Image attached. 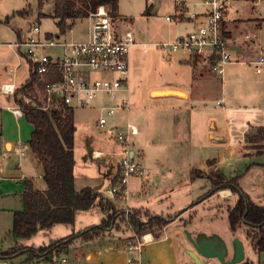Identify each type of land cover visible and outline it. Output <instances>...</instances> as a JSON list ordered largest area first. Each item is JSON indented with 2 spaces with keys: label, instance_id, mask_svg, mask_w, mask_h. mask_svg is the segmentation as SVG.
Masks as SVG:
<instances>
[{
  "label": "crops",
  "instance_id": "0c3cea01",
  "mask_svg": "<svg viewBox=\"0 0 264 264\" xmlns=\"http://www.w3.org/2000/svg\"><path fill=\"white\" fill-rule=\"evenodd\" d=\"M176 1L174 12L166 16V21L177 39L192 32L195 25L186 16L177 15ZM183 1L191 4V7L193 4L199 5L195 0ZM248 1L251 0H236L234 10L224 22L228 49L238 62H253L264 56L261 37L264 0ZM191 9L194 12L203 10ZM120 26L126 28L121 19ZM175 38L163 43L173 42ZM135 46L130 52L128 84L119 94L120 99L129 101L130 108L117 112L110 119L106 128L108 131L105 129L102 132L96 126L97 132L104 135L106 140L108 135L112 136L110 145L105 144L100 135L83 130L87 153L83 158L85 164L78 171L80 166L75 151V188L77 191L86 187L99 189L118 209L137 214L141 222H148L152 217L174 220L165 226V234L158 233V236L152 232L138 234L129 222L118 221L116 226L101 236L77 239L54 258L28 261V255L23 254L10 259L0 258V264H188L187 257L190 256L186 252L189 249L185 242L189 246L190 241L184 230L208 231L220 220V207L214 206V203L220 202L219 195L227 202L235 197L233 193L223 196L220 192L231 191L226 189L191 207L212 190L206 176L191 180L194 170L206 174L219 170L228 177L241 176L239 184L243 191L254 203L264 206V141L247 140L248 134L255 135L259 128L264 129V69L261 73L253 68L244 71L240 64L234 63L226 67L224 75H219L211 70L210 65L207 67V63L191 58L186 52L171 53L165 55L166 62L173 69L171 77L152 83L145 89L148 95L146 100L151 106L149 112L142 113L139 109L133 112L136 84L132 51ZM20 66L19 63L10 68L9 73L13 74L14 81L0 82V90L4 84H15L16 89L25 84L16 82L15 74ZM162 91L182 92L185 96L153 95ZM7 96L10 99L0 106V251H7L16 245L39 248L100 225L105 215L100 207H94L88 211H78L72 225L56 224L50 230L38 231L31 238L14 237V215L24 210L26 180L32 181L40 191L47 190V184L45 182L46 187L39 186L44 180V169L28 143L34 127L24 115L16 117L11 113L8 108L18 106L14 95ZM112 103L106 98L94 102L95 106L99 105L101 116L105 113V107ZM128 121L139 129V134L133 137V150L143 173L130 179L129 197L121 201L109 197L105 190L118 174L122 147L116 135ZM116 157L118 161L114 168L112 162ZM251 175L252 185L245 189L243 182ZM107 182L109 185L105 187ZM186 220L188 223L184 225ZM142 236L147 239L146 243L140 248H132L137 247ZM129 238L132 240L127 241ZM261 255V264H264V253Z\"/></svg>",
  "mask_w": 264,
  "mask_h": 264
},
{
  "label": "built area",
  "instance_id": "2783aa9c",
  "mask_svg": "<svg viewBox=\"0 0 264 264\" xmlns=\"http://www.w3.org/2000/svg\"><path fill=\"white\" fill-rule=\"evenodd\" d=\"M234 1L202 0L199 4L203 10L194 12L191 4L177 0V15L186 16L194 23L195 29L173 42L157 44V48L166 55L186 52L191 58L209 64L212 71L219 75H224L226 67L234 63L240 64L244 71L253 68L261 73L264 56L253 62H238L228 49L224 22L235 8ZM80 20L88 24V35L84 41H68L64 38L66 34L43 33L40 23L36 22L16 42L7 46L18 54L22 49L26 50L24 57L30 75L35 77L33 106L44 111L60 107L75 110L90 108L97 99L106 98L113 103L105 107V113L97 124L99 129H106L117 112L130 108L129 101L120 99L119 94L128 84L130 52L137 45L135 34L133 30L120 26V19L112 14L108 5L98 6ZM1 91L6 95H15L16 85L4 84ZM8 109L16 117L23 116L19 106ZM138 134V127L130 121L117 132V141L122 147L117 174L119 179L105 190L114 200H127L130 179L143 173L133 150V137ZM129 213L127 210L126 217ZM146 241L142 236L137 247L132 248H140Z\"/></svg>",
  "mask_w": 264,
  "mask_h": 264
},
{
  "label": "trees",
  "instance_id": "16d2710c",
  "mask_svg": "<svg viewBox=\"0 0 264 264\" xmlns=\"http://www.w3.org/2000/svg\"><path fill=\"white\" fill-rule=\"evenodd\" d=\"M45 2L46 0H40V6L43 7ZM118 4L119 0H54L52 18L55 20L59 33L65 35L71 29L70 25L73 22L87 17L90 11L100 5H108L115 16ZM26 12L24 10L18 13L24 15ZM44 16L47 15L40 14V17ZM34 79L35 77L31 75L27 82L17 89L14 101L21 107L25 119L34 127L28 143L43 166V178L47 184V190L40 191L35 188L32 181L26 180L23 193L24 210L14 215L12 230L14 237L16 239L31 238L38 231L50 230L56 224L72 225L78 211H88L94 207H100L105 216L100 225L73 233L49 245L39 248L16 245L7 251H0V258L4 259L23 254L28 255V261L42 257L54 258L77 239L88 240L101 236L111 227L116 226L118 221L126 218V211L118 209L114 202L106 199L99 190L92 187H86L81 191L76 190L75 112L67 107L44 111L33 106L31 101H34L35 96ZM254 139H257L259 143L264 141L263 128H259L255 135L248 134V141ZM204 176L210 180L212 190L194 202L191 207L222 190L230 189L236 197V203L228 214L230 229L237 231L246 227L255 231L253 236L249 232L251 247L257 255L264 253V206L254 203L243 191L239 184L241 176L228 177L219 170L208 174L201 170H194L191 180ZM118 179L119 176L116 175L112 183L116 184ZM127 220L137 233L141 234L143 229L152 230L155 224L162 229L174 219L152 217L148 222H141L137 214H128ZM243 264H261V262L246 259Z\"/></svg>",
  "mask_w": 264,
  "mask_h": 264
},
{
  "label": "rangeland",
  "instance_id": "374dc122",
  "mask_svg": "<svg viewBox=\"0 0 264 264\" xmlns=\"http://www.w3.org/2000/svg\"><path fill=\"white\" fill-rule=\"evenodd\" d=\"M195 1L200 3L202 0ZM241 1L242 0H239V2ZM248 2L250 3L252 2V0ZM174 3L175 0H119L117 10L118 17L116 16V14L115 16L118 19L122 20L124 27L133 30L137 42V46H135L132 51L134 70L133 75L135 76L136 84V95L133 98L132 102L133 112L134 109H139L138 111H141L142 113H148V108H150L151 106H149V102L146 100V98H148V95L145 93V89L148 86L152 85V83L170 78L173 74L172 67L165 60L166 54L162 50L157 48V44L172 41L173 38L176 37L172 33L169 22L166 21V16L171 15L174 12ZM235 6L236 0L234 1V7ZM191 8L202 10L203 6L201 7L200 4L198 6H195V4H193ZM147 9L149 10L147 11ZM262 9H264V5ZM24 10L27 11L26 14L21 15L18 13ZM41 13L46 14L47 16L40 17ZM53 13L54 0H46L43 7L40 6V0H0V82H13L14 76L13 74L9 73V71L11 67H14L19 63L21 64V66L17 69L15 74L16 82L17 84H24L27 82L31 75L29 66L24 57L26 50L22 49L21 53L18 54L15 50L9 48L7 44L16 42L17 38L28 31L36 22L40 23V27L43 33H50L55 35L58 34V27L55 23V20L52 18ZM70 28L71 30H68L64 37L66 40L84 41L87 39L88 24L84 20L79 19L73 22V24L70 25ZM261 37L264 44V28L263 32L261 33ZM176 53L172 54L174 55ZM206 66L208 67L209 64H207ZM9 99V96L4 95L0 90V106L3 105L4 101ZM32 103L33 102H31V104ZM98 106V104L97 106H95L94 104L90 108L75 109L76 125L78 127V131L75 135V151L76 158L80 166L78 168V171H80L85 164L83 158L85 156V153H87L85 152V144L87 145L86 134L83 130L88 129L91 132L95 133L94 135H100V137L104 139L105 144L110 145L113 142V138L111 135H108V140H106L104 135L98 133V130L103 132L105 129H96L102 113L101 109L98 108ZM9 122H11V119L9 120ZM106 130L108 131V129ZM109 134H111V132H109ZM150 151L151 150H148V152ZM117 161L118 158H114L112 162L114 168L117 164ZM87 164L89 165V162H87ZM251 180L252 175L248 176L244 180L243 183L245 185V189L250 188V185H252ZM108 185L109 183L107 182L105 187H107ZM39 186L46 187L45 181L43 180L42 184H39ZM235 198L236 197L233 198V201L227 202V199H222L219 195L220 202L217 201L216 203H214V206L220 207L218 208V212L220 213L218 214V217L220 218V220H217V222H215L216 225L211 226L212 228H208V231L206 232H217L222 235L228 242L234 237H239L247 244L248 253L246 259L255 260V262H261L262 255H257L254 253L250 243L251 240L249 238V232H251L250 235L253 236L255 231L250 230L246 227L238 229L237 231H232L229 227L227 216L235 205ZM211 206L213 205L211 204ZM96 211H98V209H96ZM122 221L128 222L126 218ZM187 223V220L183 222L184 225H187ZM165 229V227L160 229L155 224L152 226V230H149L152 231L154 236H158V233L165 234ZM149 230L143 229V231H141V234L148 233L150 232ZM39 238L40 236L38 237V239ZM128 240H132V238L127 239V241ZM124 243L128 244V242ZM185 245L189 250V246L193 247L191 243L188 246V243L185 242ZM191 250H194V248H191ZM187 261L188 264H194V261L191 257H187ZM209 261L210 260L204 259L205 264H208ZM212 262L216 264L215 261Z\"/></svg>",
  "mask_w": 264,
  "mask_h": 264
},
{
  "label": "water",
  "instance_id": "95a60500",
  "mask_svg": "<svg viewBox=\"0 0 264 264\" xmlns=\"http://www.w3.org/2000/svg\"><path fill=\"white\" fill-rule=\"evenodd\" d=\"M164 95H178L176 91H162ZM99 190V189H96ZM184 233L194 250H186L193 259L194 264H205L204 259L210 260L208 264H241L246 260L247 249L244 241L239 237L229 242L217 232L185 229Z\"/></svg>",
  "mask_w": 264,
  "mask_h": 264
},
{
  "label": "bare ground",
  "instance_id": "6f19581e",
  "mask_svg": "<svg viewBox=\"0 0 264 264\" xmlns=\"http://www.w3.org/2000/svg\"><path fill=\"white\" fill-rule=\"evenodd\" d=\"M164 94H167V93H165V92H154L153 93V95H155V96H157V95H164ZM176 94L181 95V96H185V94L182 93V92H177ZM222 194H223V196H231L232 195V192L231 191H222Z\"/></svg>",
  "mask_w": 264,
  "mask_h": 264
}]
</instances>
